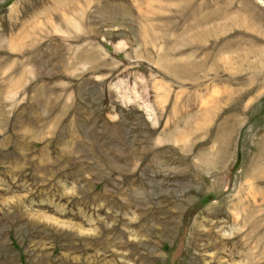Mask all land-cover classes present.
Wrapping results in <instances>:
<instances>
[{
    "label": "rangeland",
    "instance_id": "obj_1",
    "mask_svg": "<svg viewBox=\"0 0 264 264\" xmlns=\"http://www.w3.org/2000/svg\"><path fill=\"white\" fill-rule=\"evenodd\" d=\"M0 264H264V0H0Z\"/></svg>",
    "mask_w": 264,
    "mask_h": 264
}]
</instances>
